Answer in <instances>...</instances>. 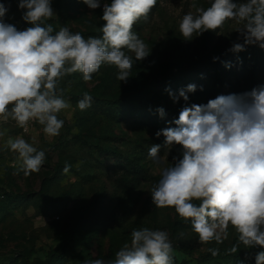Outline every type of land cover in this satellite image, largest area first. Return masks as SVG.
<instances>
[{
	"label": "clouds",
	"instance_id": "clouds-1",
	"mask_svg": "<svg viewBox=\"0 0 264 264\" xmlns=\"http://www.w3.org/2000/svg\"><path fill=\"white\" fill-rule=\"evenodd\" d=\"M82 3L91 10L101 8V0ZM156 5L157 0L104 3L102 36L85 39L66 26L53 34V25L46 23L56 16L52 0H18L22 19L31 25L24 30L5 22L9 7L0 3V122L12 120L24 132L35 122L43 126L47 137L59 136L64 121L58 114L71 106L63 98V90L58 91L59 81L80 72L88 82L104 64L115 66L117 79L127 81L133 60L123 49L134 53L136 61L150 54L132 29ZM190 7L196 14L188 12L179 23L185 40L234 21L242 25L236 32L243 43H233L230 51L238 53L254 44L264 49V0H212L206 9L195 2ZM196 89L189 84L178 97L166 91L174 102L178 98L187 102L188 93ZM92 100L85 93L77 108H90ZM157 111L161 117L165 115L162 107ZM171 123L176 126L155 133L164 141L152 144L148 157L163 164L171 148L178 145L182 158L173 157V165L162 168L150 190L152 204L172 208L182 220L190 221L202 244L223 243L231 226L238 234V244L228 250L230 254L238 252L240 243L246 249H264V85L242 94L219 95L207 104L185 106ZM5 147L18 154L25 176L40 171L44 150L19 136L9 138ZM162 148L167 149L165 156L160 155ZM69 168L66 165L64 172ZM208 251L213 257L219 254L218 248ZM172 252L167 231L142 228L132 231L130 244L125 243L114 260L95 259L86 264H173ZM255 264H264V251L255 254Z\"/></svg>",
	"mask_w": 264,
	"mask_h": 264
},
{
	"label": "rangeland",
	"instance_id": "rangeland-1",
	"mask_svg": "<svg viewBox=\"0 0 264 264\" xmlns=\"http://www.w3.org/2000/svg\"><path fill=\"white\" fill-rule=\"evenodd\" d=\"M108 2L101 0V8L91 10L82 0H52L56 16L46 23L53 25V34L66 26L73 33L80 32L85 39L101 37L104 22L100 16L103 15V4ZM193 2L206 9L212 0H157L148 18H141L133 25L132 31L144 41L150 54L136 61L134 53L123 49L133 60L127 81L118 80V69L107 64L93 73L88 82L83 80L80 72L62 78L58 91L63 90V98L71 106L58 114L64 121L59 136L47 137L43 126L35 122L29 123L27 132L12 120L2 123L0 260L5 262L7 258L23 253L28 256L29 264H39L60 249L69 254L65 264L114 260L115 253L125 243L130 244L133 230L149 228L169 233L173 264H255V254L264 251L260 247L246 249L240 243L237 253H229L228 250L238 244V234L231 226L223 243L202 244L190 221L182 220L172 208H157L152 204L150 190L158 182L162 168L172 166L173 157L182 158L180 146H173L168 158L158 165L148 157L149 147L162 145L164 141L163 136H155L159 130L155 125L134 120L113 121L93 105L96 99L108 101L141 93L154 96L163 107L172 111L180 112L183 107L193 104L190 100L195 92L188 93L187 102L180 98L174 102L172 96L162 90L164 82H176L180 66H194L215 54L230 51L233 43H243V38L236 32L242 25L234 21H226L216 31L199 36L194 34L193 39L185 40L179 23L188 12L196 14L190 7ZM0 3L9 7L6 23L13 24L18 30L31 26L22 19L23 10L18 9V0H0ZM237 77L240 87L245 90L246 82L241 76ZM85 93L93 100L90 108L81 111L77 102ZM18 136L45 151L39 172L25 176L18 154L5 147L9 138ZM99 148L117 153L113 157L108 153L101 154ZM166 154L167 149L162 148L160 155ZM122 158L136 159L144 171L130 173L115 166V159ZM66 165L70 168L64 172ZM11 194L37 196V201L14 208L9 199ZM209 248H218L225 254L207 258Z\"/></svg>",
	"mask_w": 264,
	"mask_h": 264
},
{
	"label": "trees",
	"instance_id": "trees-1",
	"mask_svg": "<svg viewBox=\"0 0 264 264\" xmlns=\"http://www.w3.org/2000/svg\"><path fill=\"white\" fill-rule=\"evenodd\" d=\"M110 2L111 0L108 3ZM214 57H218V59L214 61ZM226 64H230V67H226ZM237 76H241L246 82L245 90L240 87ZM175 79L176 82L173 83L172 80L164 82L165 85L162 86V90L169 93V91H166L168 89L174 96L178 97L181 89H186L189 84H195L197 89L190 101L197 105L202 104V102L207 103L210 99H215L219 95L242 94L251 91L254 87L264 85V49L258 44H254L245 46V50L238 53L227 51L215 54L194 66H180L179 75ZM83 95L80 97L83 98ZM93 105L97 111L105 114L113 121L134 120L137 123L155 125L159 130L170 126L175 127L176 125L171 122L179 116V112L163 107L159 101L154 99V96L147 93L133 94L125 98L108 101L96 99L93 101ZM161 107L165 110L163 117L157 111ZM156 114L157 117H155ZM99 149L101 154L108 153L112 157L117 153L107 148ZM115 160H117L114 163L115 166L122 167L130 173L141 174L144 171L140 168V164L136 159L122 158ZM103 164V162H100V165L103 166ZM106 167L109 168V166ZM4 197L3 195L2 198ZM9 199H12L11 206L15 208L22 204L24 206L35 203L37 196L32 198L26 195L11 194ZM181 249L187 251L185 248ZM66 250H69V247ZM224 254L225 252L219 251V254L215 257L211 253H207L206 257L216 258ZM68 255V253H65V249H60L58 253H54L48 260L39 262V264H65ZM0 264H29L28 256L18 253L11 258H7L5 262L0 260Z\"/></svg>",
	"mask_w": 264,
	"mask_h": 264
},
{
	"label": "built area",
	"instance_id": "built-area-1",
	"mask_svg": "<svg viewBox=\"0 0 264 264\" xmlns=\"http://www.w3.org/2000/svg\"><path fill=\"white\" fill-rule=\"evenodd\" d=\"M1 126H2V122H0V128H1Z\"/></svg>",
	"mask_w": 264,
	"mask_h": 264
}]
</instances>
